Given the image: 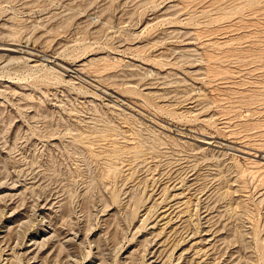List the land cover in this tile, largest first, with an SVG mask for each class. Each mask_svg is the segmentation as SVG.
Segmentation results:
<instances>
[{
  "label": "rangeland",
  "instance_id": "rangeland-1",
  "mask_svg": "<svg viewBox=\"0 0 264 264\" xmlns=\"http://www.w3.org/2000/svg\"><path fill=\"white\" fill-rule=\"evenodd\" d=\"M0 47V264H264V0H0Z\"/></svg>",
  "mask_w": 264,
  "mask_h": 264
},
{
  "label": "bare ground",
  "instance_id": "bare-ground-1",
  "mask_svg": "<svg viewBox=\"0 0 264 264\" xmlns=\"http://www.w3.org/2000/svg\"><path fill=\"white\" fill-rule=\"evenodd\" d=\"M7 44V43H6ZM3 45V44H2ZM5 45V44H4ZM7 47V46H6ZM18 47V46H17ZM0 49H6V50H9V51H13V52H16L17 51V49H15L14 47L13 48H11V47H9V48H2V47H0ZM4 51V50H3ZM21 52V51H20ZM6 53V52H5ZM110 170V169H109ZM9 216V215H8ZM7 218V217H6ZM9 218V217H8ZM159 219V218H158ZM14 220V219H13ZM12 221V220H11ZM5 222V221H4ZM10 225V224H9ZM3 226V225H2ZM3 230H4V228H3ZM6 231V230H5ZM49 232V231H48ZM37 234V233H36ZM40 234V233H39ZM3 235V234H2ZM35 235V234H34ZM47 235H48V233H46V232H44L43 233V239L41 240V241H43V240H47V239H45L46 237H47ZM50 235V234H49ZM36 236V235H35ZM2 237V236H1ZM38 237H40V236H38ZM51 238V237H50ZM4 239V238H3ZM33 239V238H32ZM33 241H34V239H33ZM38 241V240H37ZM31 242V241H30ZM39 244L40 243H43V242H38ZM36 244V241H34L33 243H32V245L34 246ZM29 246H31L30 244H29ZM41 246V245H40ZM32 249V248H31ZM28 252V251H27ZM35 254H36V252H35Z\"/></svg>",
  "mask_w": 264,
  "mask_h": 264
}]
</instances>
